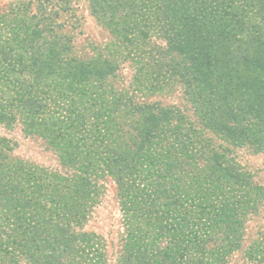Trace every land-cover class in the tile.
<instances>
[{
  "label": "trees",
  "instance_id": "obj_1",
  "mask_svg": "<svg viewBox=\"0 0 264 264\" xmlns=\"http://www.w3.org/2000/svg\"><path fill=\"white\" fill-rule=\"evenodd\" d=\"M45 2L0 11V124L45 140L72 173L0 136V264H107L104 237L82 229L104 175L123 215L118 264H229L241 250L264 264V184L232 155H264V0H89L136 92L115 84L117 61L80 58ZM176 84L193 118L138 100Z\"/></svg>",
  "mask_w": 264,
  "mask_h": 264
},
{
  "label": "rangeland",
  "instance_id": "obj_2",
  "mask_svg": "<svg viewBox=\"0 0 264 264\" xmlns=\"http://www.w3.org/2000/svg\"><path fill=\"white\" fill-rule=\"evenodd\" d=\"M28 0H0V11H7L12 5ZM33 10L37 11L40 0H33ZM44 2V0H41ZM49 7L48 13L65 24L60 27L57 33H69L74 41V49L80 58H89L93 55H105L117 61L118 71L115 84L121 89H128L136 92L134 85L135 64L132 59L126 56L123 49L114 40L110 30L99 23L92 14L89 0H70V9L58 10L62 0H46ZM59 11L60 13H56ZM113 55V56H112ZM138 100L158 101L163 105H177L189 118H193L191 103L181 84H176L163 93L149 94L137 92ZM217 144L224 143L213 133L208 132ZM0 136H6L15 143L14 154L22 159L38 163L49 169L62 173H72V169L64 166L58 155L52 150L47 142L37 136H28L24 133L22 125L17 123L12 127L0 124ZM232 155L246 169L250 170L255 179L264 184V155L254 153L247 147H232ZM102 184L99 201L92 207L88 220L82 226L83 230L95 231L102 235L107 244L109 261L107 264H118L117 259L121 249V237L124 230L123 215L117 198V188L110 176H102ZM257 220L253 219L248 223V234L254 235ZM251 238L247 240L246 245ZM229 264H251L245 257L244 250L234 254Z\"/></svg>",
  "mask_w": 264,
  "mask_h": 264
}]
</instances>
